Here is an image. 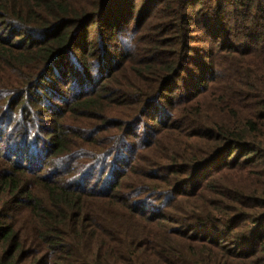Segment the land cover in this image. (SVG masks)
<instances>
[{
  "label": "trees",
  "instance_id": "obj_1",
  "mask_svg": "<svg viewBox=\"0 0 264 264\" xmlns=\"http://www.w3.org/2000/svg\"><path fill=\"white\" fill-rule=\"evenodd\" d=\"M0 264H264V0H0Z\"/></svg>",
  "mask_w": 264,
  "mask_h": 264
},
{
  "label": "clouds",
  "instance_id": "obj_2",
  "mask_svg": "<svg viewBox=\"0 0 264 264\" xmlns=\"http://www.w3.org/2000/svg\"><path fill=\"white\" fill-rule=\"evenodd\" d=\"M123 39L126 45H128L129 47L132 46V38L130 36H125Z\"/></svg>",
  "mask_w": 264,
  "mask_h": 264
}]
</instances>
